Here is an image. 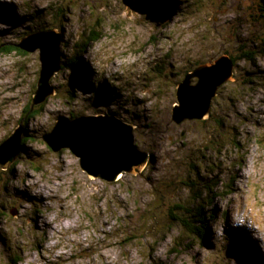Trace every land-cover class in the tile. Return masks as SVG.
<instances>
[{
  "label": "rangeland",
  "instance_id": "374dc122",
  "mask_svg": "<svg viewBox=\"0 0 264 264\" xmlns=\"http://www.w3.org/2000/svg\"><path fill=\"white\" fill-rule=\"evenodd\" d=\"M144 1L0 0V48L13 47L0 55V145L20 124L26 139L18 161L0 166V264L264 262V0ZM55 30L64 62L82 56L88 77L62 69L33 118L40 51L16 45ZM253 52L255 61L242 60ZM224 56L237 59L235 76L209 117L176 124L179 84ZM81 116L133 125L147 167L109 183L70 150L52 151L43 136ZM218 182L201 199L216 218L202 240L182 219Z\"/></svg>",
  "mask_w": 264,
  "mask_h": 264
},
{
  "label": "water",
  "instance_id": "95a60500",
  "mask_svg": "<svg viewBox=\"0 0 264 264\" xmlns=\"http://www.w3.org/2000/svg\"><path fill=\"white\" fill-rule=\"evenodd\" d=\"M62 43V34L48 31L33 34L16 45L27 53L40 51L42 68L32 109L45 104L56 94L51 81L63 69ZM235 67L233 59L224 56L214 64L200 66L188 73L178 87L173 121L180 125L186 121L206 120L220 88L233 80ZM194 80H197L196 84ZM135 131L133 125L114 116H81L57 121L43 140L55 153L70 150L91 178L115 183L125 173L140 174L150 162V153L141 151L136 145ZM24 134L25 127L20 124L0 145L3 169L18 161Z\"/></svg>",
  "mask_w": 264,
  "mask_h": 264
},
{
  "label": "trees",
  "instance_id": "16d2710c",
  "mask_svg": "<svg viewBox=\"0 0 264 264\" xmlns=\"http://www.w3.org/2000/svg\"><path fill=\"white\" fill-rule=\"evenodd\" d=\"M149 2H145L148 3L149 5L152 6H156L157 8L161 5V0H148ZM60 30V29H59ZM56 31V30H55ZM97 35V34H94ZM100 39V35L96 36L95 38H90L88 44L85 45V49H87V47L89 45H91L93 42H96ZM13 47L9 46H2L0 48V55L4 54V53H9L11 52ZM82 53H85V51H83ZM230 57V56H229ZM233 59L235 65L237 64V59L230 57ZM242 60H247V61H255L256 55L253 53H244L242 55ZM63 69L67 68L68 70H70L73 74L79 76V77H88V73L86 71V68H88L89 66H86V68L84 67V63H83V59L82 56L80 57H76L74 62L71 64H68L66 62H64L63 60ZM32 103L30 104V106L26 109V113L31 115V117L36 118L38 116L41 115L45 104L41 105L40 107H37L35 109H32ZM23 122V121H22ZM26 139L23 140V145H22V149L24 150V143H25ZM185 185L187 187H189L190 189L193 188L194 183H185ZM204 186V185H203ZM220 186V182L216 183L215 186L213 188L211 187H204L205 191L199 195L196 196L195 201L192 203V207L191 209H187V213L189 215V219H182V226L185 230H187L190 234L192 235H197L200 237V239L204 240V233L202 230H205L206 234H207V229H205V225L207 222H209V220H215V216L214 214L210 215L209 218H206V208L208 207H203L201 206V199H206L207 197H209V194L213 193V191H216ZM213 205V204H211ZM178 210H185L183 207H181V205L177 206ZM173 219L176 221H180L177 217L173 216ZM209 219V220H208ZM208 238V235L206 236ZM205 237V238H206ZM253 251V250H252ZM253 254L258 256V253H254ZM261 264H264V262L262 261Z\"/></svg>",
  "mask_w": 264,
  "mask_h": 264
},
{
  "label": "bare ground",
  "instance_id": "6f19581e",
  "mask_svg": "<svg viewBox=\"0 0 264 264\" xmlns=\"http://www.w3.org/2000/svg\"><path fill=\"white\" fill-rule=\"evenodd\" d=\"M247 241H248V239H247ZM254 246H255V244H254ZM252 248V245H250V249ZM255 248H257L256 246H255ZM252 250L254 251V253H256V251L252 248ZM258 257H259V253H258Z\"/></svg>",
  "mask_w": 264,
  "mask_h": 264
}]
</instances>
